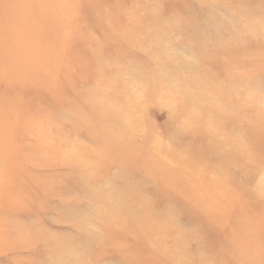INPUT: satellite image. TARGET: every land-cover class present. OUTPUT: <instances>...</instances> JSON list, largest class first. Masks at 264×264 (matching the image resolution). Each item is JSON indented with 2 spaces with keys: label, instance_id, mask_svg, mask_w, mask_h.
Returning a JSON list of instances; mask_svg holds the SVG:
<instances>
[{
  "label": "rangeland",
  "instance_id": "rangeland-1",
  "mask_svg": "<svg viewBox=\"0 0 264 264\" xmlns=\"http://www.w3.org/2000/svg\"><path fill=\"white\" fill-rule=\"evenodd\" d=\"M0 264H264V0H0Z\"/></svg>",
  "mask_w": 264,
  "mask_h": 264
}]
</instances>
